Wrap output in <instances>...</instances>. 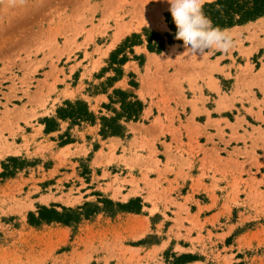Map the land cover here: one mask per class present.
<instances>
[{
	"label": "rangeland",
	"instance_id": "rangeland-1",
	"mask_svg": "<svg viewBox=\"0 0 264 264\" xmlns=\"http://www.w3.org/2000/svg\"><path fill=\"white\" fill-rule=\"evenodd\" d=\"M169 8L0 0V264H264V15L197 57Z\"/></svg>",
	"mask_w": 264,
	"mask_h": 264
},
{
	"label": "clouds",
	"instance_id": "clouds-1",
	"mask_svg": "<svg viewBox=\"0 0 264 264\" xmlns=\"http://www.w3.org/2000/svg\"><path fill=\"white\" fill-rule=\"evenodd\" d=\"M176 26V39L183 41L185 52L203 56L212 49L225 54L234 47L233 38L226 30L213 27L203 13L204 0H167Z\"/></svg>",
	"mask_w": 264,
	"mask_h": 264
},
{
	"label": "trees",
	"instance_id": "trees-1",
	"mask_svg": "<svg viewBox=\"0 0 264 264\" xmlns=\"http://www.w3.org/2000/svg\"><path fill=\"white\" fill-rule=\"evenodd\" d=\"M203 13L211 20L213 27L222 29L243 24L263 16L264 0H215L203 5ZM165 22L170 31V33L165 34L167 41L169 43L180 41L175 38L177 29L170 13L165 15ZM156 37H158V51H160L163 41L158 35ZM57 115L62 119H70L73 123L87 121L92 117L86 105L79 101L74 104L67 103L66 108L57 110ZM57 216L53 217V219L60 220Z\"/></svg>",
	"mask_w": 264,
	"mask_h": 264
},
{
	"label": "bare ground",
	"instance_id": "bare-ground-1",
	"mask_svg": "<svg viewBox=\"0 0 264 264\" xmlns=\"http://www.w3.org/2000/svg\"><path fill=\"white\" fill-rule=\"evenodd\" d=\"M163 3H164V2H163ZM164 4H165V3H164ZM167 5H168V4H167ZM133 9H134V8H133ZM131 10H132V9H131ZM140 11H141V10H140ZM140 13H141V12L138 11V12H136V15H135V13H134V14L132 13V14L135 15L136 18H137L138 16L140 17V16L142 15V14L140 15ZM144 15H146V14H144ZM153 15L156 16V14H153ZM158 15H159V14H158ZM142 16H143V15H142ZM142 16H141V18H142ZM132 18H133V16H132ZM132 18H131V19H132ZM134 18H135V17H134ZM139 19H140V18H139ZM165 26H166V25H165V23L163 22V27H165Z\"/></svg>",
	"mask_w": 264,
	"mask_h": 264
},
{
	"label": "crops",
	"instance_id": "crops-1",
	"mask_svg": "<svg viewBox=\"0 0 264 264\" xmlns=\"http://www.w3.org/2000/svg\"><path fill=\"white\" fill-rule=\"evenodd\" d=\"M129 62H130V61H127L126 63H129ZM126 63H125V64H126ZM125 64H124V65H125ZM41 128H42V127H41ZM41 131H42V129H41ZM54 133H57V131H56V132H54ZM72 144H74V143H72ZM72 144H71V145H72Z\"/></svg>",
	"mask_w": 264,
	"mask_h": 264
}]
</instances>
